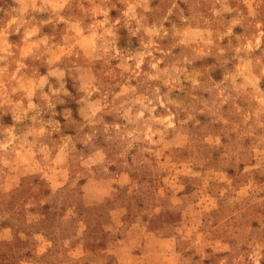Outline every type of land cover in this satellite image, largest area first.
I'll return each instance as SVG.
<instances>
[{
    "label": "rangeland",
    "instance_id": "rangeland-1",
    "mask_svg": "<svg viewBox=\"0 0 264 264\" xmlns=\"http://www.w3.org/2000/svg\"><path fill=\"white\" fill-rule=\"evenodd\" d=\"M3 57L0 264H264L261 0H0Z\"/></svg>",
    "mask_w": 264,
    "mask_h": 264
},
{
    "label": "clouds",
    "instance_id": "clouds-1",
    "mask_svg": "<svg viewBox=\"0 0 264 264\" xmlns=\"http://www.w3.org/2000/svg\"><path fill=\"white\" fill-rule=\"evenodd\" d=\"M69 2V0H65V4H67ZM261 3H264V0H261ZM64 5H58V7H63ZM82 6V5H81ZM125 15L127 16L128 13H125ZM132 19H134L135 17H131ZM74 28L79 29V23H77L76 25H73ZM97 27H102V24L97 23L92 25V28L95 29ZM141 27H143V25H141ZM145 32L149 35V36H160L161 38H163V36H167L168 33L167 31H163V33H161L160 29H156V28H145L144 29ZM136 31H140V29L138 28ZM133 35L136 34V32L132 33ZM29 36H33L34 32H29L28 33ZM114 34L110 31L105 29L98 37V41H100L99 46L101 48H103V51L105 53H107L109 51V49L113 46L112 44V40L110 39L111 37H113ZM66 39L69 40H75L76 37H66ZM78 43V41H77ZM48 44V39L45 38L43 40L37 39L35 44L33 45V47H36L37 49L40 48L41 45H47ZM72 48H75V44H71L70 47H68L67 52L61 50L60 51V55L59 56H55L54 59L58 60L60 59L61 56L64 55H72ZM30 49L29 48H25L22 55H28L29 54ZM147 55H151L150 52L146 53ZM41 55H43V51H41ZM78 55V53H77ZM37 59H39L40 57L37 56ZM0 59H6V57L0 58ZM26 65L21 64V68H25ZM153 67H155V65H153ZM3 72L7 73V69H3ZM17 71H19V69H17ZM81 71V68L75 64V63H70V64H66L63 66V70L61 71H49L48 76L40 78L39 83L37 84V87L41 88V101L43 103L37 105L31 102V97H29V102L27 104V108L25 109V116L24 119H31L32 121H36L37 116L39 115V111L43 110L45 106L47 107H54V103L53 101L55 100V102L58 103H63L62 100H56V97L59 96V94H63L64 96H70L71 93H69L65 87L63 82L60 83L59 88H56L55 86H53L51 88L50 92H44L43 91V87L44 85L49 83L48 77L51 76H60L63 77L65 75V73H75V72H79ZM11 80H15L14 76L10 77ZM16 90V89H13ZM93 90H98V89H93ZM33 110H35V114L29 116L28 113L32 112ZM15 120L17 121V125H16V131L20 132V135H14L13 134V130L11 128L5 129L3 128V126H0V137H2V139H0V159H4L5 162H7V159L12 158V154L15 152L16 148L18 147V144L21 140L26 139V137L24 136V134L21 132V117L20 116H16L14 117ZM252 261V264H259V259L256 256H253L250 258Z\"/></svg>",
    "mask_w": 264,
    "mask_h": 264
}]
</instances>
